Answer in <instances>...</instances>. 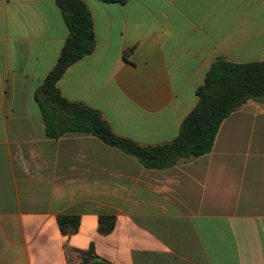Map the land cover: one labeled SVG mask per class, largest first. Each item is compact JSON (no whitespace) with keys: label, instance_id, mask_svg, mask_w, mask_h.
<instances>
[{"label":"crops","instance_id":"obj_1","mask_svg":"<svg viewBox=\"0 0 264 264\" xmlns=\"http://www.w3.org/2000/svg\"><path fill=\"white\" fill-rule=\"evenodd\" d=\"M95 51L61 94L144 145L174 140L219 59H264V0H83ZM69 29L54 0H0V264H264V103L223 122L212 151L164 169L97 137L48 135L35 93ZM80 226L64 234L59 217ZM114 229L100 232V218Z\"/></svg>","mask_w":264,"mask_h":264},{"label":"trees","instance_id":"obj_2","mask_svg":"<svg viewBox=\"0 0 264 264\" xmlns=\"http://www.w3.org/2000/svg\"><path fill=\"white\" fill-rule=\"evenodd\" d=\"M69 29L56 66L35 93L48 135L58 137L75 131L91 134L103 143L118 148L136 158L148 169H164L187 159L212 151L225 119L245 104L264 103V59L250 63H235L219 59L207 73L204 84L197 89L198 103L181 124L179 135L172 141L144 145L117 135L104 115L89 106L72 102L62 96L58 81L67 69L96 49L92 12L83 0H54ZM123 3L126 0H103ZM74 215L59 217L64 234L74 233L80 226ZM112 216L100 218V232L114 229ZM82 264L96 261L93 251L82 253Z\"/></svg>","mask_w":264,"mask_h":264},{"label":"water","instance_id":"obj_3","mask_svg":"<svg viewBox=\"0 0 264 264\" xmlns=\"http://www.w3.org/2000/svg\"><path fill=\"white\" fill-rule=\"evenodd\" d=\"M92 264H106V263H104V262L101 261V260H96V261H94Z\"/></svg>","mask_w":264,"mask_h":264},{"label":"rangeland","instance_id":"obj_4","mask_svg":"<svg viewBox=\"0 0 264 264\" xmlns=\"http://www.w3.org/2000/svg\"><path fill=\"white\" fill-rule=\"evenodd\" d=\"M258 103V102H257ZM260 103V102H259ZM81 258H82V256H81Z\"/></svg>","mask_w":264,"mask_h":264}]
</instances>
